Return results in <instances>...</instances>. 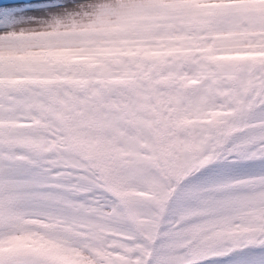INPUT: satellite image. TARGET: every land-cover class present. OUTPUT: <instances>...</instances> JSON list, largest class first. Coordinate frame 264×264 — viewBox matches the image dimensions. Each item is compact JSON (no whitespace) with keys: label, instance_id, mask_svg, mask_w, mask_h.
<instances>
[{"label":"clouds","instance_id":"1","mask_svg":"<svg viewBox=\"0 0 264 264\" xmlns=\"http://www.w3.org/2000/svg\"><path fill=\"white\" fill-rule=\"evenodd\" d=\"M158 19L144 30L129 23L94 27L82 18L83 27L65 30L66 46L41 49L20 69L13 85L21 95L53 85L80 92L99 85L117 95L141 80L149 87L132 118L128 105L110 106L124 112L119 116L60 105L12 125L3 147L21 164L15 177L21 194L11 218H0L8 249L50 264H110L131 242L186 257L177 264H199L264 235V108L235 85L200 98L199 80L190 79L188 102L173 106L151 88L153 73L161 82V73L177 65L211 72L264 62V40L251 43L264 30L217 34L199 21ZM185 138L194 147L184 150Z\"/></svg>","mask_w":264,"mask_h":264},{"label":"snow or ice","instance_id":"2","mask_svg":"<svg viewBox=\"0 0 264 264\" xmlns=\"http://www.w3.org/2000/svg\"><path fill=\"white\" fill-rule=\"evenodd\" d=\"M30 0H5L4 7L23 9L31 7ZM52 5H50L51 7ZM59 7L58 11L49 12L46 16H30L23 11H0V218L10 219L15 211L21 190L15 177L19 174L21 164L19 159L3 147L7 137L9 142L13 136L12 125L29 122L27 116L35 113L36 109L59 108L63 105L67 111L82 109L94 114H110L119 116L123 111L109 112L122 109L128 105V116L138 115V108L143 105L149 85L143 80L134 89L121 87L120 95L108 92L99 85L84 92L64 86L62 89L53 85L45 91L31 88L29 93L21 95L15 90L13 81L21 75L20 69L29 64L37 50L51 51L57 47L66 46V29L83 27L82 18L91 21V26L103 27L110 23H129L150 30L160 17L171 20L199 21L205 31L220 33L240 32L247 30H264V2H246L231 4L220 0H207L206 7L195 4L178 3L175 0H79L74 5ZM143 18V19H141ZM264 37H256L251 43H258ZM241 40H227L222 43L239 45ZM147 71V69H145ZM161 75L165 83L155 79L151 83L152 91L159 97L166 94L167 99L175 104L188 102L192 87L188 80L197 79L199 83L195 90L200 98L209 94L222 92L233 85L250 94L247 99L264 108V62H249L236 66H217L211 72L206 66L191 68L177 65L166 69ZM155 106V101H150ZM168 112H163L167 117ZM161 118L165 129L168 122ZM163 134V129H158ZM203 139V137H201ZM194 147L187 143L182 148ZM20 154L16 153L18 157ZM7 237L0 234V264H50L41 256L21 250L8 249L5 243ZM139 243V242H137ZM239 247H229L214 257H224L231 253L244 250L258 249L259 259L252 264H264V235L238 241ZM112 251V249H109ZM118 258L109 257L110 264H177V260L186 257H174L168 252H154L147 245L136 247L131 245L126 250H117ZM196 249H193L195 254ZM212 257V258H214ZM95 259V257H94ZM210 260V259H209ZM209 260H201L199 264H208ZM97 264H104L97 261Z\"/></svg>","mask_w":264,"mask_h":264},{"label":"rangeland","instance_id":"3","mask_svg":"<svg viewBox=\"0 0 264 264\" xmlns=\"http://www.w3.org/2000/svg\"><path fill=\"white\" fill-rule=\"evenodd\" d=\"M79 2V0H30L31 7L23 9H13L9 7H4L5 0H0V11H23L26 15L30 16H46L49 12H55L59 10L56 5L69 6L74 5ZM50 5H52L50 7ZM44 51H49L43 49ZM38 53L41 51L37 50ZM51 51H56L52 49ZM133 71H136L133 69ZM165 81H161L163 85ZM261 252L258 249L244 250L242 252L231 253L224 257H214L208 261V264H252L253 261L259 259Z\"/></svg>","mask_w":264,"mask_h":264}]
</instances>
